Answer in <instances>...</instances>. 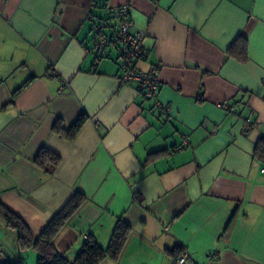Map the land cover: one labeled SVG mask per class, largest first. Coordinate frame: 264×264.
I'll list each match as a JSON object with an SVG mask.
<instances>
[{
    "label": "crops",
    "instance_id": "obj_1",
    "mask_svg": "<svg viewBox=\"0 0 264 264\" xmlns=\"http://www.w3.org/2000/svg\"><path fill=\"white\" fill-rule=\"evenodd\" d=\"M121 5L144 34L136 65L156 70L157 98L122 82L114 31L93 48L92 13ZM243 37L245 62L228 51ZM81 114L73 141L52 131ZM262 136L264 0H0V203L36 236L83 193L53 241L67 260L87 236L106 248L121 220L122 250L99 264H175L178 246L188 264H264ZM41 147L60 156L51 175L33 161ZM17 253L0 220V264Z\"/></svg>",
    "mask_w": 264,
    "mask_h": 264
},
{
    "label": "trees",
    "instance_id": "obj_2",
    "mask_svg": "<svg viewBox=\"0 0 264 264\" xmlns=\"http://www.w3.org/2000/svg\"><path fill=\"white\" fill-rule=\"evenodd\" d=\"M102 10L105 14L104 16L92 13V16L90 17L93 30V48L96 50L99 49L95 46L96 41L104 37L107 38V42H109V40H112L111 36L114 32L115 39L118 41L116 38V30H112L110 32L105 31L106 28L112 27L113 25L107 23L109 19L114 18L116 20V23L114 24L117 26L118 20L116 16L113 14V11H111V7H103ZM105 46L106 45H104V47ZM228 51L238 60L245 62L247 60L245 38H242L238 48L232 45ZM100 57H102V55L97 54L96 58ZM27 82L13 92L9 103H13L15 96ZM85 121L86 116L81 114L72 124L66 126L59 118L54 122L52 131L62 139L73 141ZM253 151L254 158L261 163H264V136L257 140ZM33 161L38 169H40L44 174L51 175L60 163V156L46 147H41ZM85 201L86 196L83 193L75 192L36 236L31 233L29 227L18 215L0 203V220L5 226L14 231L18 249V260L16 262L7 261L4 264H24L22 259L29 250L36 251V264H99L106 257L117 259L129 231L128 224L121 220L117 222L114 233L112 234L110 242L106 248L98 245L92 236H87L72 262L67 260L56 250L53 242L55 236ZM183 249L185 248L178 246L176 250H171L169 253L174 255V258H176Z\"/></svg>",
    "mask_w": 264,
    "mask_h": 264
},
{
    "label": "built area",
    "instance_id": "obj_3",
    "mask_svg": "<svg viewBox=\"0 0 264 264\" xmlns=\"http://www.w3.org/2000/svg\"><path fill=\"white\" fill-rule=\"evenodd\" d=\"M111 11L116 16L118 23L116 26V38L120 45L122 55V75L120 76L123 83L135 81L139 91L147 98H157L159 92V80L156 70L150 68L148 70H139L137 63L145 58L144 47L142 44L143 33L139 30H133L132 21L127 5L111 7ZM107 38H100L96 41V47L99 49L107 44ZM63 86H68L66 82ZM226 111L234 110L232 106L225 103L219 105ZM156 107L163 118L167 116L169 108L166 104L157 101ZM189 253L183 249L175 258V264H188Z\"/></svg>",
    "mask_w": 264,
    "mask_h": 264
},
{
    "label": "rangeland",
    "instance_id": "obj_4",
    "mask_svg": "<svg viewBox=\"0 0 264 264\" xmlns=\"http://www.w3.org/2000/svg\"><path fill=\"white\" fill-rule=\"evenodd\" d=\"M35 251V250H34ZM33 264H36L37 253L33 252ZM30 257H26V262L30 261Z\"/></svg>",
    "mask_w": 264,
    "mask_h": 264
}]
</instances>
